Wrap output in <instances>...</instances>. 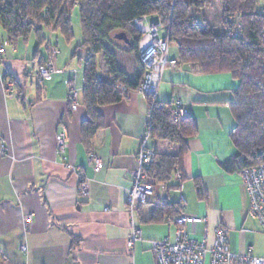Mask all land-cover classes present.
<instances>
[{
    "label": "crops",
    "instance_id": "1",
    "mask_svg": "<svg viewBox=\"0 0 264 264\" xmlns=\"http://www.w3.org/2000/svg\"><path fill=\"white\" fill-rule=\"evenodd\" d=\"M49 34L37 54L34 36L11 44L0 31L4 48L0 54L1 264H158L151 241L173 238L177 225L147 219L154 204L165 199L184 204L182 214L207 219L205 224L186 225L193 238L205 237L212 245L215 229L224 227L234 252L264 257V248L254 249L257 235L262 237L264 232L248 215L241 175L225 168L236 152L231 141L236 124L229 106L239 82L229 73L200 74L186 65L163 71L157 101L180 99L197 135L186 139L185 181L179 175L171 181L180 188L158 184L142 207V218L138 212L132 216L125 203L149 122L147 99L131 91L117 104L100 106L104 127L88 149L81 135L88 119L80 105L84 71L70 66L75 47L62 49L56 32ZM50 46L59 50L58 73L41 82L36 73L48 58ZM170 58L177 60L178 48ZM133 69L134 64L128 74ZM31 76L37 80L35 85H28ZM98 76L104 78V72ZM9 83L12 86L7 88ZM71 88L81 93L73 111L68 97ZM61 134L65 135L63 154L56 141ZM150 144L154 146L153 140ZM91 154L102 159L98 172L90 164ZM196 178L205 190L204 198L197 195ZM82 183L88 186L84 197ZM29 215L32 223L27 225ZM133 225L141 230L142 239L129 248Z\"/></svg>",
    "mask_w": 264,
    "mask_h": 264
},
{
    "label": "trees",
    "instance_id": "2",
    "mask_svg": "<svg viewBox=\"0 0 264 264\" xmlns=\"http://www.w3.org/2000/svg\"><path fill=\"white\" fill-rule=\"evenodd\" d=\"M211 0H0V31L8 43L27 41L34 36L39 48L48 38L45 31L59 32L70 43L73 39L72 12L78 9L82 43L71 59L84 63V88L80 105L88 119L81 129L82 141L90 149L91 141L104 127L100 106L121 102L131 91H137L145 76L138 58L140 32L133 21L141 17H156L168 31L170 43L178 48V65L189 66L200 74L229 73L239 82L230 104L235 128L231 141L236 149L225 164L228 171L241 173L245 168L264 163V6L259 0H221L224 32L214 33L202 28L191 14L192 8H203ZM239 31L240 35H235ZM125 33L129 43L114 38ZM84 52L83 54H81ZM119 53L132 55L133 61L123 68ZM36 54V55H37ZM122 55V57H123ZM104 63V78L98 76L97 57ZM128 58V57H127ZM134 64L132 74L131 67ZM148 103L147 131L154 142L157 162L149 168L158 184L171 185L174 176L182 182L184 158L188 153L186 139L197 135L191 117H172L171 102H159L155 95L144 94ZM71 105V102H69ZM162 148H165L162 150ZM199 198L206 196L198 178L194 179ZM138 206L141 216L142 207ZM180 205L166 199L154 204L150 223L171 221L181 214ZM2 254L0 252V264Z\"/></svg>",
    "mask_w": 264,
    "mask_h": 264
},
{
    "label": "built area",
    "instance_id": "3",
    "mask_svg": "<svg viewBox=\"0 0 264 264\" xmlns=\"http://www.w3.org/2000/svg\"><path fill=\"white\" fill-rule=\"evenodd\" d=\"M134 27L140 32L141 38L138 44V58L145 69V76L137 89L141 94H153L156 96L163 71L178 66L176 59L169 57L170 45L165 37H160L159 23L149 22L147 17L137 18L133 21ZM160 29V30H159ZM239 36L240 32L236 31ZM4 48L0 46V54ZM59 50L49 47L48 58L39 66L36 73L37 78L43 82L50 80L58 73L56 59ZM12 85L9 83L7 88ZM70 109L76 110L79 105L78 92L71 88L69 90ZM174 111L172 117L180 119L187 116V110L180 99L173 100ZM148 125V124H147ZM146 128L145 135L137 154V168L132 172V187L126 198V207L132 216H136L138 206L144 204L155 192L158 183L150 176L149 168L157 162L154 146L150 144L151 137ZM59 154L64 153L65 135L56 138ZM90 164L96 172L102 168V159L91 154ZM247 199L249 202L248 215L257 220L264 232V163L245 168L240 173ZM180 178V176H178ZM80 194L82 197L88 194V186L81 184ZM181 211L185 205H180ZM171 217V221L177 225L173 238L165 236L151 241V248L156 255L158 264H264V257H255L250 254L234 252L229 245L227 230L224 227L215 229V238L212 245H208L205 237L198 240L193 238L186 229L187 224H205V217H189L185 214ZM32 223L31 215L25 218V224ZM142 239V233L138 226L133 225V231L128 240V247ZM25 251V248H22Z\"/></svg>",
    "mask_w": 264,
    "mask_h": 264
},
{
    "label": "rangeland",
    "instance_id": "4",
    "mask_svg": "<svg viewBox=\"0 0 264 264\" xmlns=\"http://www.w3.org/2000/svg\"><path fill=\"white\" fill-rule=\"evenodd\" d=\"M259 5L260 6H264V0H259ZM191 14L198 20L199 24L201 25V27L204 28H209L211 29L214 33L216 34H221L222 32H224V27L222 25V2L221 0H211V2L203 7V8H192L191 9ZM149 22H153V23H157L158 20L156 17L152 16V17H148L147 18ZM160 25V37H165L166 36V40L169 41L168 37H167V33L168 31L166 30V28L159 23ZM72 28H73V39L71 40L70 43H68L60 34L59 32H56V34L58 35L59 41H60V47L62 49H65L67 46L71 47H76L77 45H80L82 43V29H81V23H80V19H79V15H78V9L75 8L72 12ZM45 34L48 38V35L50 37V34L48 31H45ZM55 34V35H56ZM55 37V36H54ZM169 45H170V56H173L176 54V49L177 46L175 44L170 43L169 41ZM84 52H82L81 54H83ZM123 54L119 53V60H120V64L121 66L125 69L127 68V65L129 66V61L132 62L134 57L132 55H128L122 57ZM169 56V57H170ZM128 57V58H127ZM97 65H98V75L102 76V73L104 72V63H103V59L102 57L98 56L97 57ZM73 68H76V70H82L84 68V63L83 61H80L78 58H74L72 59V64L70 65ZM169 69H173V68H169ZM37 83V80L34 78V76H31L29 78V83L28 85H35ZM28 87V86H27ZM78 91V96H81L80 90ZM251 217V216H250ZM252 219V217H251ZM254 219V218H253ZM254 222V221H253ZM255 225L256 221L254 222ZM257 238L254 245V249L255 251L257 249H263L264 248V234L262 233V237L260 236V234L257 235Z\"/></svg>",
    "mask_w": 264,
    "mask_h": 264
},
{
    "label": "water",
    "instance_id": "5",
    "mask_svg": "<svg viewBox=\"0 0 264 264\" xmlns=\"http://www.w3.org/2000/svg\"><path fill=\"white\" fill-rule=\"evenodd\" d=\"M264 33V32H263ZM115 39L125 42L126 44L129 43V40L125 33H119L114 36Z\"/></svg>",
    "mask_w": 264,
    "mask_h": 264
}]
</instances>
